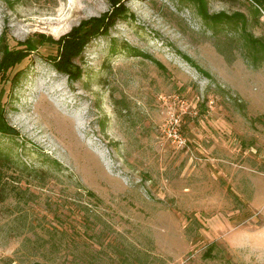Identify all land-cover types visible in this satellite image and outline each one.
Listing matches in <instances>:
<instances>
[{"label":"rangeland","instance_id":"rangeland-1","mask_svg":"<svg viewBox=\"0 0 264 264\" xmlns=\"http://www.w3.org/2000/svg\"><path fill=\"white\" fill-rule=\"evenodd\" d=\"M261 9L0 0V41L30 47L0 80V150L12 161L0 264H116L115 251L145 264H264V62L254 69L225 29L227 62L204 17L244 19L264 39ZM112 11L73 60L80 75L58 70L56 46L40 41Z\"/></svg>","mask_w":264,"mask_h":264},{"label":"trees","instance_id":"trees-1","mask_svg":"<svg viewBox=\"0 0 264 264\" xmlns=\"http://www.w3.org/2000/svg\"><path fill=\"white\" fill-rule=\"evenodd\" d=\"M221 2H232L233 0H219ZM259 7L264 8V0H253ZM257 15H260L259 9H252ZM264 11V9H261ZM114 14V15H113ZM118 13L112 11L104 13L99 17H93L87 20H83L72 30L60 37L57 41H51L46 37V40L40 41L50 46H56L57 53L52 57V61L60 71L69 72V76L74 75L78 71L77 67L73 65V60L81 56L83 48L90 42L91 39L103 36L110 24L113 23L114 17ZM205 24L211 31L212 36L215 38L214 47L224 57L227 62H232V58L229 57L232 54L231 40L223 41L222 31L229 29L232 31L233 36L237 37V42L241 43V54L244 59L254 68L257 69L264 62V39L261 37H255L251 33L247 32V21L241 19L240 21L230 16H215L207 17ZM243 18V16H242ZM239 22V23H238ZM226 37V36H224ZM44 38V37H43ZM225 39V38H224ZM227 39V38H226ZM20 44V43H18ZM21 45V44H20ZM25 52L10 51L8 44L4 41V37L0 41V54H2L0 60V80L4 78L8 70H11L15 64L19 63L27 57V52L30 49L27 42ZM75 67L73 70L72 68ZM74 71V72H73ZM80 75L78 71L77 76ZM12 135H16V131L9 129ZM11 157L9 154L0 150V204L7 198V192L5 188V169L10 167ZM87 255L89 252H85ZM116 264H145L144 256L134 255H122L123 253L115 251ZM90 255V254H89Z\"/></svg>","mask_w":264,"mask_h":264}]
</instances>
